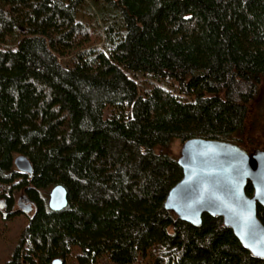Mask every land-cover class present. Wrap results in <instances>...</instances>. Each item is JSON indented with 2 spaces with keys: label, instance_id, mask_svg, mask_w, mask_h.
Instances as JSON below:
<instances>
[{
  "label": "trees",
  "instance_id": "obj_1",
  "mask_svg": "<svg viewBox=\"0 0 264 264\" xmlns=\"http://www.w3.org/2000/svg\"><path fill=\"white\" fill-rule=\"evenodd\" d=\"M259 124L264 0H0V197L37 207L7 264H264L222 217L164 206L176 140L252 151Z\"/></svg>",
  "mask_w": 264,
  "mask_h": 264
},
{
  "label": "water",
  "instance_id": "obj_2",
  "mask_svg": "<svg viewBox=\"0 0 264 264\" xmlns=\"http://www.w3.org/2000/svg\"><path fill=\"white\" fill-rule=\"evenodd\" d=\"M178 163L184 176L169 192L165 208L181 220L199 226L205 213L223 218L240 242L255 257L264 259V223L258 216V205L264 206V149L248 151L235 143L201 137L183 142ZM15 167L23 173H33L26 155H17ZM254 188L252 196L247 185ZM69 203L68 190L55 185L49 196V207L64 209ZM7 202L0 199V209ZM32 204L22 209L28 213ZM56 258L52 264H64Z\"/></svg>",
  "mask_w": 264,
  "mask_h": 264
},
{
  "label": "rangeland",
  "instance_id": "obj_3",
  "mask_svg": "<svg viewBox=\"0 0 264 264\" xmlns=\"http://www.w3.org/2000/svg\"><path fill=\"white\" fill-rule=\"evenodd\" d=\"M255 131L256 141L260 144L254 149H264V130H262L260 124L257 126V129ZM182 145L183 142L179 140H176L172 145V149L178 157L180 155ZM28 223L29 219L24 215H18L12 219H8L4 218L3 215L0 214V264H7L11 260L15 248L19 244L22 232L24 231ZM64 264H77V261L73 257L71 259L69 258V260ZM100 264L109 263L102 262Z\"/></svg>",
  "mask_w": 264,
  "mask_h": 264
},
{
  "label": "flooded vegetation",
  "instance_id": "obj_4",
  "mask_svg": "<svg viewBox=\"0 0 264 264\" xmlns=\"http://www.w3.org/2000/svg\"><path fill=\"white\" fill-rule=\"evenodd\" d=\"M1 198L3 197H0V199ZM4 198L7 202V206L4 209H0V214H2L4 218L12 219L18 215H24L30 220V218H32L37 211L35 203L29 199L24 191L18 194L11 202L8 197ZM29 203L32 204V207L31 210L26 213L22 208Z\"/></svg>",
  "mask_w": 264,
  "mask_h": 264
}]
</instances>
